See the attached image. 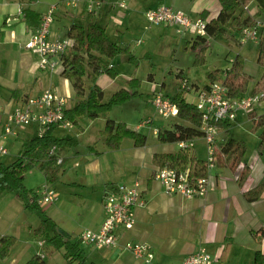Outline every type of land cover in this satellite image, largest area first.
<instances>
[{
    "label": "crops",
    "instance_id": "obj_1",
    "mask_svg": "<svg viewBox=\"0 0 264 264\" xmlns=\"http://www.w3.org/2000/svg\"><path fill=\"white\" fill-rule=\"evenodd\" d=\"M95 1L97 4L92 9V15L88 18L87 12L90 9L87 8V0H0V134L7 115L17 103L23 101L27 96L39 94L46 88L53 89L65 96V100L71 98L74 94L69 80L60 73L62 65L53 71L40 68L37 56L25 46V42L34 28V26L29 27L26 24L24 19L25 9L37 13L40 17L42 13L52 7L53 20L49 30V37L51 38L67 36L71 24H85L88 19L99 23L100 18L107 16L106 19L104 18V24L101 25L105 26L110 37L114 40L123 38V42H125L123 44H131L129 39L126 38L129 25L124 24L121 20V17L127 14L125 13L128 8L126 1ZM121 1L125 3V7L119 5ZM251 2L253 3L252 6H250ZM251 2L247 5V8L251 7L253 10L255 2L253 0ZM202 4L200 8L195 9L197 13L206 9L208 17L216 16L220 7L218 0H202ZM151 7L153 6L149 5L147 8ZM159 25L173 26L176 32V26L173 24ZM140 40L137 39L136 45ZM111 64H113L112 60ZM118 75L117 71V75L112 79L117 78ZM180 75L187 77L194 87H201L209 82L207 79L200 86L190 81L188 75H184L182 72ZM130 77L124 79V85ZM137 78L142 80L140 77ZM149 82H155L154 77ZM161 84L164 85V83ZM252 87L253 84H249V91L252 90ZM159 89L167 95L162 88L159 87ZM185 98L193 102L194 92H188ZM255 110L262 112L264 107L261 104ZM149 117L152 119V125L140 124L141 119V121L137 120V122L135 120L133 123L124 122L142 133H144L143 127L146 125L152 126L153 134L156 137L154 122H162L166 125L164 119H167V117L158 114L156 117ZM106 118L111 117L105 114V116L90 121H79L77 129L75 128L74 131L81 133L72 136L77 140V143L74 147L71 146L62 153L64 157L63 165L52 182L46 181L41 169L33 167L43 174L42 182L49 183L55 190L56 186L54 185L57 181L64 182L66 186V193L63 196L64 203L58 204L59 195L57 201L41 209L59 227L66 230L73 239H79L80 232L85 229L97 230L100 227L104 216L102 200L108 191L114 190L121 183L140 181L145 202L135 209L136 220L133 227L118 230L119 245L115 247L93 248L92 244L81 242V245L87 243L92 250L99 252L97 257L92 254L94 259H89L84 254L87 261H92L94 264H173L180 262L187 254L204 246L214 257L212 264H253L256 249L264 253V190L257 198L248 199L244 195L250 188L259 183H264V149L259 145L257 133L250 129L248 113L238 114L236 119L231 121L229 133L218 130L216 137L219 141L232 137L245 142L246 150L239 164L234 169L216 165L209 168L206 175L208 186L205 193L202 196L190 198L177 193H166L162 184L154 176H151L157 168L152 162L153 154L173 151L179 148L177 142H175L176 147H170L169 143L173 142H161L157 140V137L155 141L150 140L147 133H144L146 142L142 146H135L130 138H123L118 149H110L104 146L109 149L107 151V149L97 148L95 143L98 142L95 139L93 144H88L89 153L82 154L76 151L75 146L79 144L80 134L88 131L91 126L99 134V129L104 125ZM112 119L119 121L117 118ZM98 120L99 122H97ZM29 125V134L32 136L37 132V125ZM236 127L243 129L246 133L245 137L237 135L235 132ZM20 129H15L17 134L13 135L14 137L19 136ZM6 137L2 139L3 143ZM99 140L103 142L101 137H99ZM126 143L127 150L122 154L119 151ZM197 145L202 146L201 148L205 147L202 137L193 139L191 149L195 151L196 155L198 154ZM105 151L111 155V159L102 156ZM2 155L4 154L0 155V162L5 163L1 159ZM120 165L126 170V176L128 174V179L123 181V178H121V182L112 180L111 177L113 170ZM244 166L248 167L249 171L240 184L238 176ZM25 186L34 190L37 189L35 186ZM12 192L16 193V196L11 194L7 198L4 197L7 193ZM17 199L23 200V206ZM27 199V196L24 199L20 197L16 191L0 193V237L9 234L16 238L7 257L0 259V264H22L30 255L43 251V247H47L45 243L43 246H39L35 242L40 247L37 249L35 243L29 238V233H31L34 239H43V237L35 236L33 233L34 227L40 222L42 213L38 209L29 210L26 208L25 202ZM23 211L30 214L39 211L41 214L40 219L32 222L28 220L26 215L23 219H20V212L24 214ZM77 229L78 231H76ZM75 233L76 235H74ZM125 240L143 241L150 244L154 253L152 261L145 262L134 257L129 251L122 249L121 244ZM225 245H227V250L224 259L219 260ZM57 251L59 250H55L54 253ZM46 257L45 254L44 259ZM62 259L56 260L50 257L49 262L46 259L44 261L45 264H66L63 256Z\"/></svg>",
    "mask_w": 264,
    "mask_h": 264
},
{
    "label": "trees",
    "instance_id": "obj_2",
    "mask_svg": "<svg viewBox=\"0 0 264 264\" xmlns=\"http://www.w3.org/2000/svg\"><path fill=\"white\" fill-rule=\"evenodd\" d=\"M251 1L218 0L220 7L216 16L208 17L206 9L198 13L199 16L206 19L205 34L196 36L192 40L194 47H198L192 63L197 66L205 63L206 36L225 35L239 39L242 28L256 26L260 22L258 28L259 47L255 59L262 68L260 76L254 79L253 75L244 68V56L241 53H236L231 60V65L224 71L222 70L225 72L222 81L229 96H239L248 92L250 81H254L251 91L263 93L261 104L264 107V21L258 19L264 10V0H254L256 9L253 12H248L246 8ZM92 12V10L87 12L88 18ZM24 19L29 27H35L39 21L37 13L28 9L24 10ZM67 37L73 39V43L60 56L62 65L60 73L69 80L76 97L73 105L64 110L65 116L71 120L73 125H78L80 120L90 121L105 116L113 106L121 105L132 97L141 95L138 88L142 81L134 76L126 80V85L112 92L107 100H103V88L97 82L101 74H106L111 78L117 75L111 60L118 54H121L128 63L134 66L138 64V57L130 49L129 44L112 39L105 26L91 19H88L85 24H71L67 31ZM220 71V68L207 71L208 81L220 78L223 73ZM180 74L181 72L177 74L178 90L172 96L167 95L178 106L177 115L174 117L179 121H174L171 126H166L162 122H154L156 137L161 142L188 141L203 136V131L200 129L201 112L192 101L185 98L181 82L186 77ZM147 77L151 81L152 73H149ZM162 87L163 84H160V88ZM14 91L16 92V90ZM248 117L250 129L257 133L259 145L264 149V110L262 112L252 110L248 112ZM212 123L217 131L223 130L225 133H229L231 121L217 120ZM54 130L55 126L50 125L42 133L36 132V134L23 139L15 158L9 163L0 162V193L16 191L23 199L25 196L28 198L37 196L34 189L27 188L24 184L25 172L33 167L43 171L47 182L53 181L64 162L62 153L77 143L74 137L58 135ZM99 135L110 149H118L123 138L132 139L135 146H142L146 142L144 133L128 126L124 121H116L112 118H106L104 125L99 129ZM53 147L55 150L52 151ZM245 150V142L241 139L227 137L225 140L219 141L216 138L212 154L214 165L234 169L241 161ZM152 162L157 167L167 165L183 171L188 170L190 177L206 176L209 169L207 159L199 158L191 147H179L170 152L154 153ZM248 171L249 168L244 166L238 176L240 184L247 176ZM151 176H154V172ZM263 190L264 183H259L247 190L244 195L248 199L257 198ZM25 207L29 210L38 209L42 213L40 222L34 227L33 233L35 236L43 237L47 252L62 249L66 264H84L87 261L80 239L71 238L66 230L59 227L50 216L43 213L44 211L41 209L43 207L36 202H29L27 199ZM15 240V236L9 234L0 237V259L7 257ZM226 250L227 245L222 249L219 260L224 259ZM22 264H45V261L37 252L30 255ZM89 264L94 263L89 261ZM253 264H264V253L259 249L254 252Z\"/></svg>",
    "mask_w": 264,
    "mask_h": 264
},
{
    "label": "built area",
    "instance_id": "obj_3",
    "mask_svg": "<svg viewBox=\"0 0 264 264\" xmlns=\"http://www.w3.org/2000/svg\"><path fill=\"white\" fill-rule=\"evenodd\" d=\"M95 0H87V8L92 10L97 4ZM120 6L125 7L121 1ZM146 18L153 24H173L176 32L188 31L195 36L205 34L206 19L201 16L191 17L180 8H173L167 4L159 3L155 7L145 11ZM53 20L52 7L39 17L37 25L29 34L25 46L38 58L39 67L53 71L61 66L60 56L72 45L73 39L70 37L51 38L49 37L50 25ZM256 26L244 27L241 29L239 40L244 42L258 38V28ZM232 60V59H231ZM230 60V61H231ZM111 65V64H109ZM225 72L220 79H215L206 86L194 87L183 78L181 88L188 92H194V101L202 115L200 129L203 131L208 168L214 166L213 151L217 129L213 121H234L238 114H247L261 105L262 92H246L239 96H229L227 88L222 81ZM159 83L151 82L150 101L156 113L162 117H174L177 115V104L160 89ZM65 97L55 90L46 88L36 95L27 96L22 102L17 103L7 115L0 134V155L5 154L7 149L2 141L6 135H15V125L25 126L29 124L37 125V133H42L50 125L55 127L68 128L72 125L69 118L65 116ZM151 118L142 120L140 124H150ZM156 131V128H154ZM177 144L181 148L191 147L193 139L185 141L178 140ZM52 151L55 150L53 147ZM60 157L58 158V161ZM156 178L163 186L166 193H177L183 197L190 198L202 196L208 186L207 176L190 177L188 170H179L170 166L157 167L154 171ZM37 196L28 198L29 202H36L41 207L52 204L58 200L57 191L49 184L43 185L35 190ZM142 187L139 180L132 183H121L114 190L108 191L102 200L104 216L100 227L97 230L85 229L80 235L81 242L92 244L95 248L115 247L119 245V229H130L133 227L136 216L135 209L144 204ZM44 239L37 241L39 246H43ZM122 249L129 251L134 257L145 262L152 261L154 257L151 245L143 241L125 240ZM39 255L44 258L45 252L39 251ZM214 257L204 247L187 254L178 263L173 264H212Z\"/></svg>",
    "mask_w": 264,
    "mask_h": 264
},
{
    "label": "rangeland",
    "instance_id": "obj_4",
    "mask_svg": "<svg viewBox=\"0 0 264 264\" xmlns=\"http://www.w3.org/2000/svg\"><path fill=\"white\" fill-rule=\"evenodd\" d=\"M128 8L125 10L127 13L124 17H121L122 22L129 25V30L126 31V38L130 41V48L138 57V64L136 66L128 63L123 59L121 54H118L115 58L112 59L115 69L118 71V77L112 79L106 74H101L98 77V83L103 87L104 97L103 100H107L110 96L111 91H115L119 87L124 85V79L130 76L140 77L143 82L139 86L138 90L141 92V95H137L122 103L121 105H115L111 111H107L106 115L111 118H117L119 121H128L133 123L135 120L139 121L145 120L149 118V116L156 117L157 113L152 105L150 98V85L151 82L148 80V74L152 73L154 77V81L156 83H164L162 89L163 91L172 96L177 90L179 86L178 81V72H182L184 75H188L190 77V81L196 83V85H203L207 81L206 72L212 70L214 68H220L221 71L225 70L231 65L230 59L234 57L236 53H242L245 58V70L253 75L254 79H257L262 71V68L256 63V55L258 52V38L254 40L248 41H240L236 37H228L225 35H218L216 37L206 36V41L204 44L207 45L206 50V61L202 65H193V59L195 53L198 50V47H194L192 44V40L196 38V36L188 31L178 32L174 31V27H166L159 24L151 23L145 16V11L148 9L147 7L156 6L158 3L167 4L173 8L183 9L187 14L191 17L198 16L197 10L202 6V0H125ZM254 1V0H253ZM253 3L251 2L252 6ZM256 9V6L248 7L246 10L248 12H253ZM105 19L107 16L104 17ZM104 18L99 19L100 24H104ZM259 20L264 21V10L261 12ZM112 23V21H111ZM174 31V32H173ZM141 39L137 43V39ZM120 43L123 42V38L118 40ZM220 71V72H221ZM222 71V72H223ZM221 72V73H222ZM221 77V75H220ZM189 81V79L186 77ZM220 79V78H219ZM114 80V81H113ZM141 80V81H142ZM194 83V84H195ZM249 84H254V81H250ZM58 93V92H57ZM186 93V94H185ZM60 94V93H59ZM184 96L188 94V91L183 90ZM61 95V94H60ZM65 97V96H64ZM76 101V97L72 94L71 98L66 99V108L67 106L73 105ZM22 101L19 103L21 104ZM262 109V108H260ZM140 120V121H141ZM242 120V119H238ZM237 120V121H238ZM6 121V120H5ZM137 121V122H138ZM174 121H179L176 117H168L164 119L166 125L171 126ZM99 122V120L97 121ZM5 123V122H4ZM15 129L19 130V136L14 137L13 135H6L4 139V145L7 149V152L2 155L1 159L8 163L11 161L17 154L19 150L20 143L25 137L30 136L29 134L30 125H25V127L20 125H15ZM23 127V128H22ZM77 129V125H71L68 128L63 127H55V133L58 135H70L75 136L77 132L74 131ZM144 133H147L150 140H156L155 134H153V127L146 125L142 128ZM235 132L237 135H241L245 137V132L241 127H236ZM222 134V133H221ZM79 136V144L75 146V150L79 151L82 154L89 153L88 144H93V141L96 139L98 143H95V146L99 149L106 150L108 147L104 142L99 140L100 135L97 134V130L92 126L85 133L80 134ZM132 140V139H131ZM158 140V139H157ZM133 142V141H132ZM201 142V141H199ZM202 143V142H201ZM196 144V141H195ZM106 146V147H104ZM170 147H176V143H169ZM74 147V146H73ZM127 143L122 147V154L127 150ZM202 146L197 145L198 148V156L202 158H207L206 146L201 148ZM109 149H107L108 151ZM107 151L102 153L104 158L111 159V155L107 153ZM115 152V151H112ZM115 154V153H113ZM136 168V167H135ZM32 169V168H31ZM117 169V170H116ZM113 170L112 180H117L121 182V178L123 181L128 179V174L126 176V170L121 165L116 167ZM42 173L37 169L33 168L32 170H28L25 173L24 184L27 186H35V188H39L43 185V177ZM110 175V174H108ZM132 175V174H131ZM131 177V176H130ZM56 191L58 195H60V199L58 204H63L66 193V186L63 181L59 180L55 183ZM16 196V193H7V196ZM26 197V196H25ZM63 199V200H62ZM20 204L23 206V200L17 199ZM43 207V206H42ZM47 206H44L45 208ZM62 207V206H61ZM24 210V209H23ZM20 212V219H23L28 216L29 221H36V219H40V212H32V214L23 211ZM38 212V213H37ZM78 231V229L76 230ZM28 233V231L26 230ZM81 233V232H80ZM76 235V233L74 234ZM79 235V234H78ZM78 237V236H77ZM29 238L32 242H36L40 238H33V235L29 233ZM36 248H40L37 244ZM82 249L84 254L89 259H94L92 254H95V257L99 254L98 251L92 250L91 247L87 243H82ZM92 246V245H91ZM94 248V246H92ZM43 251H46L47 257L45 258L47 262H49L50 257L58 260L62 259L63 250L59 249L56 253L54 251L47 252V247H43ZM54 253V254H53ZM56 254V255H55ZM44 259V260H45ZM63 260V259H62ZM84 264H89V261H86Z\"/></svg>",
    "mask_w": 264,
    "mask_h": 264
}]
</instances>
